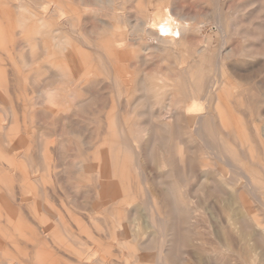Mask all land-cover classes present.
<instances>
[{"label": "rangeland", "instance_id": "374dc122", "mask_svg": "<svg viewBox=\"0 0 264 264\" xmlns=\"http://www.w3.org/2000/svg\"><path fill=\"white\" fill-rule=\"evenodd\" d=\"M33 1H35L36 3L35 2L33 3ZM58 1H64V0H58ZM116 1L125 2L126 4L124 6H121V7H116L115 11H114V9L111 6L110 7L106 6V9L104 7V9L101 10L102 11L101 12V11H98V9L96 8L97 6H95V3H96L95 0H91V1L90 0H68L67 2L70 5H72V12L69 14L68 17L69 18L71 17V20H73V22L70 23V21H69L70 19H68V20L64 19V20L60 21L61 23H63L64 27L61 24H58V26H56L57 29L55 28V32L54 33L62 34V33L65 32L64 34H62L63 37L67 36L70 39V41L73 42L74 45H76L77 47H80V49L83 52H85L87 54H90L94 58H96V56H95L96 55V53H95V51H96L95 50V43H97L99 41V39H100L101 42L105 43L106 41L110 42L111 39H112L111 36H113L118 31L119 32H123L122 35L127 34L128 38L130 39V45H131L130 54L134 58L131 59L132 61L130 60L129 62H127L128 66L121 71V73H123L122 74V78H120L121 81H117L116 83L113 81L114 78H112V77H114V76L116 77V73H114V72H112V70H110V65H109L110 63L106 62V66H107L106 71H104L102 69L100 70V72H99L100 75H101L100 79H97L95 84H92L90 86L91 88H89L88 92H84V93L80 94L79 98H77L76 101L72 102L70 100L72 102V104H70V105H72V109H73V112L72 111L71 112L76 114V116H75L76 117L75 118L76 119V122H75L76 125L75 124H71L72 123L71 121L65 122V123L64 122L56 123L57 122L56 120L44 118L40 114H39L40 116L36 117V119H34L33 121H31V119H29L26 122H22V120H24V118H22L21 119V127H22L21 130H23V127H25L27 125L29 127L30 134L33 135L34 137L37 135L36 133H39L38 136L40 134H42L43 136H46V137L47 136H51L53 134H56V137H57L56 140H58V142H59L58 143L59 145H57V149H56L55 153H50V154L49 153H39V151H35V150H34V152H30L29 153V160L30 161L27 163L26 160L21 159L22 166L28 167L29 163H31L30 164L31 167L40 166V168L37 167L40 170H46V171L47 170H51V175H52V178H53L52 179L53 182H52L51 188L54 189L56 193L60 192L62 194L61 195L59 193L61 195L60 196L58 194H53L52 193L53 196L58 197V198H56V197H52L51 196L53 204H56L59 209L61 207L66 208L69 211V216L70 217L75 218V219H80L81 222H83L84 224L86 223V221L89 222V224H85V225L87 226L88 230H93V228H95V227L91 226V219L88 216L89 213H88L87 210H89V212H90L91 210L88 209V208L89 207L91 208L92 204L95 202V201H93L94 200L93 199L94 198V195H93L94 194V189L91 186V184L94 183L93 180H92V174L94 175V173L97 172L98 169H100L97 166L98 164L97 165L95 164V161H97L98 158L100 157V153H98L96 155V153H94L93 151H92V153H91V151H87V150H84L83 152L78 151L77 148H76V143L73 142V141L76 142V139L72 138V134L70 132L72 130L77 129V130H79V133L80 132L81 133H80V136H75V138L79 137L81 141H88V139L90 137L91 138L94 137L92 139H94L95 142H98V145L102 144L103 142H108V140L113 142L114 140H117V139H120V138L123 139L125 137V135L127 136L128 134L138 135L139 132H140V134H143L141 131H142V129H144V127L147 126V125L146 126H144V125H145V121L148 122V120L144 119L143 117H139V116L135 115L134 113H131V110L129 108H126V105L128 104V102L136 101V100H138L139 98L142 97L141 96L142 95L141 92L138 91V88L140 87L139 85H140V82H141L142 79L145 80L147 78L154 77V79H155L154 80V84H157L156 79H159V78L161 79L163 77L164 78L167 77L168 79H170V82L173 84L175 89L172 92L168 93V94H165V95H163V96H161L159 98L153 99V102H154L153 110L157 114L156 117H158L157 125H163V124L165 125V123L171 122L170 124L173 126V134L178 136L177 134L179 133L180 136H178V137H179L180 140L179 139H175L176 136L174 135L175 138L171 142H169V143L166 142L163 145L162 144L163 142H160V138L165 139L166 138V133L163 132V131H159L157 133L155 132L157 134V136H156V140L157 141H154V138H151L152 134H154V132L147 129L148 130L147 133H146V134H148V135H146L147 139L145 137V139H142V141H141L142 142V149L144 147L143 151H145L144 154L147 157V161L146 160L144 161L143 159H140V160H142L141 162H143V163H140L141 167H143V168L146 167V169H147L146 171H144L145 176L147 177V179H146V177H139L140 178L139 179V181H140L139 183H141V184L136 186V184H138V183L135 182V183L131 184V186H130L131 188H128V190H130V192H132V190H134V192H132L134 194H136L135 192H137V189H138V191H140V192H137V194H138L137 196H139V197L141 196L140 198L135 195V197H137V198H136V200L134 199V202L132 204L125 205V207H122V209L120 207H118V209H121L120 213L124 214V219H126L125 223L126 224L129 223L130 216L132 214L131 211H132V209H136L138 213L140 212L139 213L140 215H138L136 217L137 220L135 221V223L133 221V225L132 226H133V230H135V231L139 230L138 233L134 232V234L136 233L135 235L137 236V238L140 236L139 235L140 233L141 234L143 233V236L145 235L144 237L149 235L148 233H146L147 230L144 231L145 227H146V229L148 228V231H151V232L155 231V230H152L150 228L149 224H148L149 220H148V218L146 216L148 214L146 212H144L145 211V207H143V209H142V212L144 213L145 216L143 215V213H141L140 209H141V206H143V203H144V201L142 200V198L144 197L143 195L146 194V191H147V193L150 192L151 194H152V192H154V193L157 192L158 193V191H159L158 194L159 195L161 194L162 196L161 195L160 196L162 198L165 196L163 198L164 202L162 201V198H161V202H162L161 204L162 205L164 204V208H163L164 211L166 209L165 207H167L168 201L165 200V199H166V197H168V195L166 196V191H167L166 187L157 188L154 185V182L152 181V177L149 179L148 176L155 175V171H153V169L158 164L163 169L165 167H167L164 170L160 169L163 172L166 169H168V168L170 169V166L167 165L168 164V162H167L168 159L167 158L169 157V154L166 153L165 151H167V149H169V147H170V149L173 148V147H175L173 149H176L179 146V149H181V145L183 143V145H185V146L187 145V146H186V149L184 148L185 146L184 147L182 146V148L184 150L181 149V151H183V153L187 157L189 156L188 157V159H189L188 163H189L190 167H188V171H187V174H188L187 175L188 176L187 179H188V181H186V183H185L184 178L181 175V173L183 174V172H182L183 169L181 167H179L180 165H179V162L177 161V159L176 160L173 159V162L175 161L173 163V165L174 166L176 165L174 172H175V174L176 173L179 174V175L176 174L175 176H178V177L180 176L182 179L180 177L178 178V177H175V176H174L175 179L174 178L173 179H174V181H176V183L180 182L178 184L179 186H177L178 191L176 190L177 191L176 194L177 195L178 194H182L181 192L183 191L182 195L185 196V199L181 195L178 198L183 199L184 200L183 201L184 204L185 203L186 204H190V206L192 205L195 208L193 209L194 213L188 214V212H190L192 210V208H191L192 206H191L190 208H187V210L184 213V216L180 215V217L182 219L181 220V224L179 223L180 219H178V218L176 219L177 222H175V223H177V224L175 226V231H174L175 234H176L175 238H178L177 240H182L181 241L182 243L180 241H176L175 240V242H178L177 244L175 243L176 247H177V245H179V244L180 245H179L178 248H176V247H175L176 249L174 248V251L176 253L175 254L172 253V255H173L172 257H171V255L168 256V258L166 259L167 262H165V263H167V264H209V263L210 264H222L223 262H226V264L227 263L231 264L233 262V264H236V261L237 262L239 261L238 264L239 263L242 264V262H244V264H246V262L247 263H251L252 262L251 260H250V262H248L251 257L249 258L248 251H247L248 248L250 249L252 247L249 250V252H251L252 255L253 254L255 255V256L253 255L254 258L253 257L252 258L254 259V261H257V262H255V263L252 262L251 264H262V263L264 264V261L262 262V260L264 259L262 257V255L264 256V236L262 237V235L264 234V231H263L264 227H262V226H264V225H262V224H264V205H262V204H264V88H263L264 87V0H168V1L167 0H116ZM23 2H25V3H23ZM45 2H46L45 0H26V1L25 0H23V1L22 0L21 1L20 0H7V1L6 0H0V28H1L0 32L3 35L7 36L6 39L9 38V40H7V41H13L15 43V45H16V48L18 49L16 51V53H15V56L13 57V60H10V59H8L6 57H4L6 60L4 58H3V60L0 59V68L2 69L4 67L5 68L7 67V69H5V70H7V73L9 72L8 74H6L7 75V79L10 78L8 80H9L10 84H12L11 87L9 85V89H13L14 88V85L16 84V81H17L16 79H18V77L15 74V72L12 71V69H11V67L13 68V70L15 69L14 65H16L21 70V80H22L21 82H22V84L19 85V86L21 88L24 87V88H26L28 90L30 89L29 92L31 90H37V89L43 88V87H46L47 89H57V88L61 87L62 85H64L67 90H69V88H70V86L68 84L64 83V82H57V81L52 82L51 81V76L48 73L49 71L53 70L52 66H51V60L46 58L45 53L43 51H41L42 50V43H43L44 38H45L44 35L47 32H49L43 26L45 24H49L48 23V19L46 20V18H48V16H44V15H47V13L49 11H50V14L55 11V7L54 6H50V5L47 4V2L46 3ZM10 3H12V4H10ZM28 3L31 4V5H29ZM38 3H40V4H38ZM148 3H149V5H148ZM150 3H152V4L150 5ZM159 3L160 4H164L163 6L167 10H169L171 12V14L174 17V19H176L178 22L184 21V23H186L189 26V31L185 35L179 37L180 39L178 38L180 41L178 39H176V40H178V45H176V46L171 45V46H169L167 48L163 47L164 49L159 47L161 45V42L159 40H157L158 37H155L153 35L151 36L148 32H144V33L135 32V33H132L133 32L132 29L134 28L133 25L136 24L141 19H142L141 21H148L147 19L150 17L152 12L154 11L155 4H159ZM22 5H23V9H22ZM38 5L39 6L41 5L40 8L38 7ZM63 5H65V4L64 3L61 4L60 7H63L66 10V8ZM25 6H27V7H25ZM31 6L35 10L38 8V10H36L37 12ZM45 6H46V8H45ZM150 6H152V8ZM18 7H19V9H18ZM24 7L27 8V9H25ZM48 7H50V10L47 11ZM93 8H95V9H93ZM40 9H42L44 11H41ZM26 10H28V11H26ZM148 10H149V13H148ZM5 11H6V13H5ZM61 11L62 10L57 9L58 13L59 12L61 13ZM94 11H96V12H94ZM116 11L121 13V15L119 16L120 18L117 17ZM101 14H103L104 16L101 15ZM106 14H107V16H106ZM3 16H4V19H2ZM6 17L9 20L6 19ZM99 17L101 19H103V21H104L102 24L98 20ZM185 17H187V18H185ZM27 18H28V20H27ZM108 18H109L110 22H109ZM132 18H134V19H132ZM96 21H97V23H96ZM19 22H20L21 26L19 25ZM93 23H94L95 26L93 25ZM111 23H112V25H111ZM27 24L28 25L30 24L29 27L32 26L34 29L36 28L35 29L36 32H35V34L32 37H28L26 40H24V38H23V37H25L24 36V34H25L24 30L27 27ZM37 25L40 27V30L37 27ZM22 27H25V28H22ZM95 27H98V28H95ZM111 27H112V29H111ZM201 27L203 29H201ZM72 30H73V32H72ZM11 31H13V33ZM87 31H88V33H87ZM7 32L8 33L10 32L9 34L12 33L11 34L12 37H11V35H8ZM17 32H18V34H17ZM26 32L28 33L27 29H26ZM93 36H94L95 39L93 38ZM75 37H77V38H75ZM11 38H13V40ZM33 39H36V41H33ZM37 39L40 40V41H38ZM1 40L2 39L0 38V42H1ZM4 41H5V39H4ZM151 42H153V43H151ZM224 42L226 43V46L224 45L225 44ZM39 43H40V45H39ZM86 44H87V46H86ZM146 45L149 48L152 47L154 49V50L150 49V51L148 50L151 53V55H150V53L148 51L143 52L141 50V48L146 47ZM39 46H40L41 49L39 48ZM157 47H159V48H157ZM30 48L32 49V51H30L31 50ZM90 48L91 49L94 48V49L91 50ZM37 49H38V51H37ZM39 49H40L41 52L39 51ZM156 49H158L159 52L156 51ZM93 50H95V51L93 52ZM198 50L201 51L202 53L197 54ZM35 51L37 53L38 52L39 53L37 54ZM163 51H165V53ZM29 52H30V56L28 57ZM221 55H222V57H221ZM138 56H140L141 58H137ZM165 58L167 59V61H166ZM185 59H187L186 62H185ZM44 61H46V62H44ZM152 61H154V62H152ZM217 61L219 62L220 65H218ZM147 65H149V67ZM166 66H167L168 69L166 68ZM217 66L220 67V68H217ZM43 69H44V71H43ZM184 69L186 70L187 73H185ZM235 71L237 73H235ZM36 75H39L38 76L39 79L37 78ZM15 76H16V78H15ZM32 76H35V77H32ZM241 76H242V78H241ZM142 77H144V78H142ZM105 78H106V80H105ZM215 78H217L218 80L217 79L215 80ZM101 79H104L105 83ZM110 79H111V81H110ZM212 79H213V81H212ZM127 80H130V81L128 83H126ZM204 80H206V81L204 82ZM207 80H208V82H207ZM221 80H223V82H226V88L230 91V94L228 96L224 97V99H223V101L226 103L225 105H227V107H228L227 108V112L230 111V113H231V114L227 113L228 117H231L230 119H228L229 128L231 130H235V128H236V131H241V132H244V133L247 134L248 140H249V145H248V141L246 143V141L243 140L244 144L248 145V147L246 149L248 150L249 146L251 145L252 146V153L254 154V157H256V159L257 158L260 159V160L257 159L258 160V161H256L257 164L254 165V166H252L250 164L249 158L247 159V157H244L242 155V151H241L240 146L238 144H234L233 140H231V137H226V136L222 135L223 134L222 133L223 126H222V123L220 124V122H218L220 119H218V120L216 119V118H219L218 117L219 115H218L217 111L215 110L216 106H214L213 101H210L211 103L208 100H206L207 103H206V101H203V102L201 101V104H208L207 108H200V109L196 108L195 109V108L192 107L193 103H191L192 100L189 99L190 96H191V98H195L197 96L198 99L201 96L203 97V95L200 94V89L197 87V86H199L200 83L202 85L206 84V83H207V85H211V84H209V82L210 83H214L215 85H213L212 88L215 90V89H218V87L219 88L221 87L220 86L221 85V82H220ZM11 81H14V82H11ZM123 81H125V82H123ZM107 82L108 83L110 82V83L108 84ZM113 82H114V85L112 84ZM217 83H219V84H217ZM207 85H206V87H207L206 90H209L210 86H207ZM37 86H39V88ZM68 86H69V88H68ZM100 86L102 88H100ZM15 87L17 88V86H15ZM208 87H209V89H208ZM21 91H23V89H21ZM137 91L139 92L140 95L138 94ZM102 92H104V94ZM193 93H195L197 95L194 96ZM11 94L13 95V92H11ZM106 94H108V96ZM248 94H249V97H248ZM12 95H11V99L12 98L14 99V95L13 96ZM113 95H115V96H113ZM92 96H93V98H92ZM21 97H23V95ZM111 97H113V98H111ZM170 97H171V100H170ZM114 98H115V100H114ZM112 99L114 100V102L119 107L116 106L114 104V102H111ZM168 100H170L171 102L168 101ZM35 102H36V104H39V106H41V104H42L41 101H39V103H38V100H36ZM104 102H106L105 105H104ZM182 102H184L185 105L182 104V107H181L180 103H182ZM256 102H257V104H256ZM21 103H22V101H21ZM232 103L235 104V107H234V105ZM164 104H165V106H164ZM188 104H190V105H188ZM108 105H110V106L108 107ZM112 105H113V107H112ZM145 105H147V104H145ZM1 106H2V104H1ZM114 106L116 107V109H115ZM166 106H168V107H166ZM122 108H124V110ZM87 109H89V110H87ZM102 109H103V111H102ZM175 109H176V111H175ZM121 110L123 111L122 113H121ZM212 110L215 111V112H212ZM98 111H99V113H98ZM106 111H107V114H106ZM177 111L179 112L178 113L179 116L175 113ZM180 111L181 112L183 111V113H181ZM95 112L97 114H95ZM172 112H174L176 115L174 113L172 114ZM254 112L255 113L257 112V113L255 114ZM108 113L110 114L109 115V121H110L109 122V126L107 124L103 123V120L105 118H103L101 120V118L107 116ZM116 113H118V114H116ZM164 113H165V115H164ZM213 114H214V116H213ZM227 114H226V116H227ZM78 115L80 116V118H79ZM91 115H93V116H91ZM216 115H217V117H215ZM81 116H83L82 119H81ZM177 116H178V121H177ZM192 116H195L194 118H196V120H198V121L200 119H202L203 125H202V123H200L202 126L199 125V122L191 123L190 120L192 119ZM21 117H22V115H21ZM184 117L186 118L185 120H187V121L183 120ZM77 118H78V120H77ZM172 118H174V119L176 118L175 119L176 122L174 121V119L172 120ZM204 118L206 120H203ZM248 119H249L250 122L248 121ZM181 120H182V123H181ZM213 120H214V122H213ZM97 121H99V122H97ZM206 121H207V124H206ZM210 121H211V123H210ZM27 122L28 123L29 122L30 123L34 122L36 125H38L37 129L33 130V128H31V126H30L32 124H28ZM118 122H119V124H118ZM177 122H178V126H177ZM179 122L181 123V125H180ZM187 122H188V125H186ZM208 122L210 123V125H209ZM217 122L219 123V125H218ZM230 122H232V123H230ZM121 123H122V125H120ZM175 123H176V128H175ZM214 123L216 125H218L219 127L216 126ZM102 124H104L105 127H106L104 129V131H105L104 135H102L103 134V129L102 128H104V125H102ZM116 124L120 125V127H118V125H116ZM233 124L235 125V128L232 126ZM249 124H252V125H249ZM54 125H56L55 128H54ZM72 125L75 126L74 129H73ZM52 126H53V128H52ZM121 126H122L123 129L121 128ZM117 127H118V130H117ZM133 127H135L136 129L134 130ZM232 127H233V129H232ZM41 128H43V129H41ZM108 128H110L112 130L113 134H112V132L110 134L106 133ZM182 128H183V130H182ZM189 128L192 129V130H190ZM238 128L241 129V130H237ZM218 129H220V130H218ZM36 130H37V132H35ZM119 130L121 132H119ZM132 130H133V132H131ZM206 130H207V133L205 132ZM215 130H217V131H215ZM117 131L119 132V134H117L118 133ZM174 131H177L178 133H176ZM195 131H196V133H195ZM198 131H199V133L200 132L204 133L205 136L207 135L206 136L207 139L204 138V140H202L201 137H199V135L197 136V132ZM63 132L64 133L66 132L64 134L65 136H63V134H62ZM84 132H86V133H84ZM211 132L213 133V137H212V133ZM218 133H220V134H218ZM182 134H185V135H183V137H182ZM252 134L254 136H250ZM58 135H59V137H58ZM67 135H68V137H67ZM87 136H89V137H87ZM98 136L100 137V139H99ZM236 136L238 138H241V135L240 136L236 135ZM73 137H74V135H73ZM244 137L245 136H243L242 138L244 139ZM253 137H255V138L253 139ZM199 138L201 140H199ZM61 139L63 140V142H62ZM190 139H192V140H190ZM222 139L226 140V142H227V144H228V146H229L231 151H233L234 153H237L239 155L240 160L242 162V166H243V168H244V170L246 172V175L249 174L252 178H254L255 182L258 184V187L254 189V192H257V197L258 198L254 197V199H253L252 195H249L248 190L243 189L244 185L246 184L245 174H243L244 175V177H243V175H241V173H238V172L234 173L233 170L231 171L230 167L227 165L228 162L224 161V160H227V158L222 156V155L226 154V150H222L223 149V147L221 146ZM252 139H253V141H252ZM66 140H68L67 142H69V143L71 142L70 143L71 146H70L69 143L67 144V142H64ZM100 140L102 142H100ZM156 142H158V143H156ZM172 142H174V143H172ZM192 142H193V144H192ZM213 143H214V145H213ZM31 145H33V143H31ZM206 145H209V147L206 146ZM217 145H218V147H217ZM212 146H215V147H212ZM200 147H201V151H200ZM207 148H209V149H207ZM60 149L62 150V152L61 151L59 152ZM153 149H154V151H153ZM194 149H195V151H194ZM208 150H211V152H213V153H211ZM230 150H229V152H230ZM110 151L113 152L114 150L112 151L110 149ZM163 151L166 154H168V155L165 156V153ZM64 152H66V153H64ZM192 152H193V154H192ZM89 153H91V154H89ZM150 153H152V154L154 153L153 154V155H155L154 159L158 162V164L156 163V161L153 162L152 160H149L150 159L149 156H153ZM216 153L217 154L219 153V154L216 155ZM40 154H41V156H40ZM47 154L49 155V157L47 156ZM86 154H88V155H86ZM95 155H96V157H95ZM204 155L206 157H204ZM219 155L221 156V158H223V159L225 158L223 160L225 163L221 162L222 159L216 158ZM90 156L92 158L91 160H89ZM162 156H164L167 161ZM37 157H38V159H37ZM141 158H142V156H141ZM39 159H40V161H39ZM47 159H48V161H47ZM57 159H58V161H57ZM59 159H61V160H59ZM210 160H212V161L210 162ZM41 161H44V162H41ZM79 161L88 162L91 166L94 164V167H96L95 169H93L91 171L90 175H87L86 180H84L85 185H81L80 184L81 186L78 185V184L80 182H83V181L79 182V180L75 179V177L77 176L76 175V170L77 169H76L75 165L77 163H79ZM164 161H165L166 164L162 166L161 163L164 164ZM33 162H35L36 164H34ZM66 162H67V164H65ZM151 162H153V164ZM42 163H43V165L45 167L42 166ZM151 164H152L153 169L151 167ZM35 165H37V166H35ZM52 165H53V168H52ZM177 165H179V166L177 167ZM64 166H65V169H64ZM174 166H172V167H174ZM213 166H215V168ZM58 167H60V168L58 169ZM71 167H73V168H71ZM212 168L214 169V171H213ZM181 169H182V171H181ZM202 170H203V173H202L203 176H202V174L200 172ZM210 170H212V171H210ZM65 171H66V173H65ZM93 171H94V173H93ZM217 171H218V173H217ZM62 172H63L62 176L64 178L60 175ZM191 172H192V174H191ZM205 172L207 174H205ZM214 172H215V174L213 175ZM151 173H153V174H151ZM197 173H199V175ZM65 174H66V176H64ZM58 175L61 176L62 180L59 178ZM191 175L195 176V177L197 176V179L194 178V177L192 178ZM218 176L220 178H217ZM226 177H228V178H226ZM73 179H74V181H73ZM173 179H172V181H173ZM222 179H223V181L225 179V181L227 183L225 181L223 182ZM56 180H57V182H56ZM230 180H231V182H229ZM54 182L56 184H58V185L54 186V184H55ZM67 182H69V183H67ZM195 182H196V185H195ZM232 182H233V184H231ZM87 184H90V185L88 186ZM143 184H145L146 187ZM77 185H78L79 189L75 188V187H77ZM47 186H50V184H48ZM85 186H88V187H85ZM152 186H153V188H152ZM61 187H63V188H61ZM82 187H83V189H82ZM133 187H135V189H133ZM228 187L229 188L231 187L230 188L231 190ZM142 188L144 189V191L140 190ZM181 188H182V190H181ZM186 188L187 189L190 188V189H188V192L186 191L187 190ZM214 188H215V190H214ZM226 188H227V190H226ZM64 189H65V192L63 191ZM239 189L244 190V192L246 193L245 194V198L247 199L248 204L252 205L253 209L256 210V216H258L257 218L260 217L258 220L259 221H263L261 223V222H258V220H257L258 224L260 223L259 226L255 225L256 227H260L257 230H255L256 229L255 226L254 227L251 226L253 224L247 223L246 226L248 227L249 231H244L242 229V227H240L239 225H238V228H236V230L238 229L239 233L236 232V231H233V230L231 231L229 238L233 237L234 232L238 236V238H235L237 236L234 235V238L236 240L239 239V238H243V237H240L241 233L244 236V240H243L244 242H246V240L250 237V239L247 240V243H248V241H249V244H252L253 242L254 243L252 244V246L250 245L249 247H248V244H246V243L245 244L247 246L243 245L244 244L243 242L241 244L242 239H240V242H239V240H237V242L236 241L234 242V240H235L234 238H233L234 239L233 241L230 240L231 243L229 241H226V240H228V237L225 238L226 236L223 233V230L226 229L225 227H223L225 224L227 226L231 222H232V224L236 223L235 220H237L238 217H244L245 216L244 214L246 212L244 213L243 208H241L242 206H241V203L239 201V197L237 196V194H238L237 191H239ZM49 190H51V189L49 188ZM96 190L99 191V189H96ZM179 190H181V192ZM71 191H73V193ZM82 191H84V192H82ZM160 191H161V193H160ZM184 191H185V193L187 192L186 193L187 197H186V194L184 193ZM204 191L206 192V194H205ZM178 192H180V193H178ZM64 193H65V195L67 197L64 196ZM83 193H84V196H83ZM225 193H227V194L225 195ZM228 193L229 194L231 193V195H233V197H230V195ZM75 194L79 198H76ZM188 194H189V196H188ZM222 194L225 197L226 196L227 197L225 198ZM65 197L68 198V199H65ZM190 197L193 198V199L191 200ZM208 197H209V200H210L209 202H208ZM86 198H88V199H86ZM144 198L146 199V195H145ZM194 199H195L196 203H198L197 205H199V202L201 201V203H202L201 207L200 206L197 207V205L194 203ZM217 199H218V201H217ZM257 199H259V200H257ZM57 200H59L60 204H58ZM140 200L143 201V202H141L142 205L139 202ZM42 201L44 203L48 202L47 199H44ZM55 201H57V202H55ZM187 201H189V202H187ZM191 201H193V202H191ZM202 201L205 202V203H203ZM259 201H260V203H258ZM52 202H50V203H52ZM66 202H68L69 204L66 203ZM70 202L73 203L74 205H72ZM77 202H78V204H77ZM89 202H91V203L89 204ZM211 202H212V204H211ZM261 202H262V204H261ZM136 203L139 204V206H140V207L138 206L139 208L137 207ZM193 203L196 206H194ZM75 204H77V205L75 206ZM203 204H204V206H206V208L203 206ZM232 204H235V206L232 205ZM78 205H81V206H78ZM131 205H132V207L133 206H136V207L131 208ZM218 205H220L221 208ZM237 205L238 206L240 205V206L238 207ZM127 206H129V207H127ZM202 206H203V208H205L203 211H202ZM69 207H70V209H68ZM76 207H77V209H76ZM196 207L197 208H201V209H197ZM223 208H225V209H223ZM228 208H229V211L227 210ZM233 208H235V210ZM237 208H239V209H237ZM195 209H196V211H195ZM207 209H209V210H207ZM222 209L225 210V213H227L226 214V215H228L227 217H232V218H230V219L228 218L229 220H227V218H225L226 217L225 213L223 214L224 211L223 212L221 211ZM199 210H200V212L202 211L204 216L202 215V213H200V214L198 213ZM231 210L234 212V214L231 213L232 212ZM239 210H241L242 212H240ZM72 211H75L76 213L72 212ZM213 211H214V213H213ZM220 211L222 212V216H220ZM226 211H228V212H226ZM239 212L241 213V215H240ZM86 213H88V214H86ZM114 213H115V218H116V215H117L116 209H114ZM114 213H109L108 212V214H107V212L106 213L104 212L103 215L99 216L100 222L98 223V225L99 226L102 225L105 222L104 219H106V220L110 219L111 220V217L114 215ZM196 213H197V215H196ZM141 214L144 217H142ZM82 215L84 216V218L82 217ZM201 215L203 217H201ZM223 215L225 217H223ZM193 216L194 217L195 216H200L199 219H198V217H197V219L201 220V221L196 220ZM206 216H208V217H206ZM233 216H236V217H234V219H233ZM86 217H87L88 220L86 219ZM140 217H142L143 219L142 218L140 219ZM190 217H193L194 219L192 218L193 219L192 220ZM221 217H222V219H221ZM201 218L203 219V221L205 219H208V218L209 219H208V222L206 223L207 220H205V222H203ZM218 219H220V220H218ZM143 220H144V222H143ZM209 220H210V222H209ZM146 221H148V223ZM193 221H195V222H193ZM221 221H222V223H221V226H220L219 223ZM224 222H226V223H224ZM139 223H141L142 226ZM198 223H199V225H197ZM203 223L204 224L206 223V225H208V226H206L207 228H204L205 230L203 228H201L202 226H204ZM136 224H137V226L139 224L140 228L142 227V229L137 227ZM146 224H148L149 227ZM200 224H202V225H200ZM218 224H219V227H218ZM210 225H212V227ZM192 226L195 228V230H197L196 232H195V230H192V229H194V228H192ZM197 226H199L198 229L196 228ZM215 226H216L217 229L215 228ZM177 227L181 230L182 233L179 232L180 230L179 231L177 230L178 229ZM252 227L255 228V229H253ZM200 228L203 229L205 232L200 231L201 230ZM219 228H221V229H219ZM141 230H143V232ZM209 230H210L211 233H209ZM216 230L221 231L220 232L221 234L219 233V231L216 232ZM76 231H75L76 233H79L78 230H76ZM256 231L260 235L257 234ZM177 232H179V235L181 233L183 236L182 237H179V235L177 236ZM232 233H233V235H232ZM201 234H203L204 236L201 235ZM191 235H192V237H189ZM212 235H214V237H212ZM246 235H247V237H246ZM85 236H87V234H85ZM141 236H140V238L143 237V236L142 237ZM156 238L159 239L160 237L157 234H155V239ZM195 238L197 239V241H196ZM245 238H247V239L245 240ZM204 239H206V240L204 241ZM220 240H222L223 242L220 241ZM159 241L155 245L157 247V251L161 250V249L162 250L164 249V244L159 243ZM210 241L211 242L214 241L213 242L214 244L217 243V244H215L217 246V248L215 247V249L218 250V248L220 247L219 251H217V250L214 251V249H213L214 248L213 246H215L214 244L212 245V248H211V244L212 243ZM251 241H253V242H251ZM192 242H193L194 245L192 244ZM202 242L205 245L201 244ZM206 242H208V244ZM224 242H225V245H230L231 247H233V243H234V247L235 248L234 247L231 248V247L228 246L229 248H231L230 251H228L229 252L228 253L226 251V250H229L228 247L224 245L225 247L224 246L223 247L225 249L227 247V249L225 250L221 246V245L224 244ZM220 243H221V245H220ZM254 244H255V246H254ZM208 245H209V247H208ZM238 246H239L238 251H239V249L242 246H244V248L242 247L243 250H241V251H245V252L247 251V253H246L247 256L246 255L244 256L243 254H240V251L239 252L237 251L238 253L237 252L235 253V250L237 249L236 247H238ZM195 247L196 248H200L201 250L196 249ZM253 247L255 248V251H256V249L258 250V251H256V254H255V251H254ZM139 248L140 247H138V246H134L133 250L131 251L132 254H131V252L130 253L127 252V250L123 252L121 249L117 248V263L118 264H120V263L121 264H130L131 261H132V264H137V263L138 264H141V263L142 264H158L156 262L157 257L155 256L154 253H152V252L149 253V252L145 251V249L143 250L142 248H140V249ZM205 248H207V250H210L209 253L212 252L211 254L213 256L217 255L213 259V261L211 260L213 263L210 261V259H212L211 258V254H209V256H208V251ZM208 248H210V249H208ZM245 249H247V250H245ZM120 250L123 253H121ZM191 251H192L193 255L191 254ZM252 251H254V252H252ZM205 252H207V253H205ZM216 252H217V254H215ZM219 252H220V255H219ZM127 253L130 254V255H128ZM223 253H225V255ZM233 253H235L234 259L239 257V258H237V260L235 259L236 261L233 258L232 259L229 258L230 256H232V257L234 256ZM30 254H31V252H30ZM99 254L102 255L103 252H99ZM177 254L179 255V258L183 259L182 261L177 257L178 256ZM123 255H125L126 258H124ZM174 255H176V256H174ZM183 255H185V256H183ZM121 256H123V257H121ZM136 256H137V258H136L137 260L135 259ZM197 256H198V258L194 260V258H196ZM202 256H204V257L208 256L209 257L208 258L209 259V263L207 262L208 260L205 262L204 259L201 258ZM241 256L242 257L244 256L243 258H245V259L243 260ZM259 256L262 257L261 261H260V257ZM227 257H228V262L226 261ZM120 258H122L123 260L120 259ZM198 259H200L201 261L198 262L199 261ZM206 259L207 258H205V260ZM246 259H247V261H245ZM187 260H189V262ZM196 260H198L197 261L198 263L196 262ZM203 261L205 263H203ZM258 261L260 263H258Z\"/></svg>", "mask_w": 264, "mask_h": 264}, {"label": "bare ground", "instance_id": "6f19581e", "mask_svg": "<svg viewBox=\"0 0 264 264\" xmlns=\"http://www.w3.org/2000/svg\"><path fill=\"white\" fill-rule=\"evenodd\" d=\"M7 1V0H6ZM21 1V0H20ZM23 1V0H22ZM26 1V0H25ZM47 2L48 5L50 6H54L55 7V11L52 12L50 14V11L47 13V15H44V16H48V18H46V20L48 19V23L49 24H45L43 25L49 32H47L45 35H44V41L42 43V50L45 55H46V58L50 59L51 60V66H52V69L51 71H47L50 76H51V81L54 82V81H57V82H64L66 84H68L70 86H68L69 90L66 89V87L64 85H62L61 87L57 88V89H47L46 87H43V88H39V86H37L39 89L37 90H31L29 92L28 89L24 88V87H20L19 85L22 84V80H21V70L16 66H15V69L13 70V68L11 67L12 71L15 72V74L17 75L18 79H16V84L14 85V90L13 89H9V85L11 87L12 84H10L9 80L10 78L7 79V67L5 68H0V264H118L117 263V248L121 249L123 252L127 250V252H131L133 250V247L134 246H138L140 248H142L143 250L145 249V251L149 252V253H154L155 256L157 257L156 259V262L158 264H167L165 262L166 259L168 258V256L171 255V257L173 256V254H175L176 252L174 251V248L176 247V244L178 242H175L176 241H182V240H177L178 238H175V226L177 223L176 219H180V224H181V217L180 215L184 216V213L185 211L187 210V208H190V204H184L183 203V199L181 198H178L180 195L182 197H184L185 199V196H183V191L181 192V190H179L182 194H176L178 189H177V186H179L178 184L180 183H176V181H174V176L177 174L179 175L178 173L175 174V166L173 165V159H177V161L179 162V165H177V167H181L183 169H181V171L183 172V174L181 173V175L183 176L184 178V181L186 183V181H188V174H187V171H188V167L189 166V159L188 157L183 153V151H181L182 146L184 147L185 145H181V149H179V146L176 148V149H173L169 147V149H167V151H165L166 153L169 154V157L167 158L168 161L165 159L164 156V159L168 162V166H170V169H166L164 172L162 170L164 169L158 164V162L154 159V156L152 153H150L151 155L153 156H149L150 159L149 160H152L153 162L156 161V163L158 165H154V169L152 167V164L153 162H151V167L153 169V171H155V175H150L148 176L149 179L152 177V181L154 182V185L157 187V188H160V187H166L167 188V191H166V196L168 195V197H166L165 200L168 201L167 203V207H165V211L163 210L164 208V204L162 205L161 203V196L156 192H152V194L149 192L147 193L146 191V199L144 198L145 195H142L144 196L142 198V200L144 201L143 203V206H141V213L142 212V209L143 207H145V211L148 215L147 218L149 220V223L148 221H146L150 228L152 230H155V231H148V228L146 229L145 227V230H147L146 233H148L149 235H147L146 237L143 236V233L139 234L142 238H140V236L137 238V236L134 234V232H137L138 231L136 230H133V221L135 223V221L137 220V216L140 215L136 209H132L131 211V216H130V221L128 224H126V219H124V214L120 213L121 212V209L122 207H125V205H130L134 202V199L136 200L138 194L137 192H140L138 191L137 189V192H135L136 194L132 193L134 192V190H132V192H130V190H128V188H131V184L132 183H135L137 182L138 184H136V186H138L140 181H139V177H146L145 176V173L144 171H146V167H141L140 163H143L141 162L142 160L140 159H143L144 161L146 160L147 161V157L145 156V151L144 150V147L142 149V139H145L147 131L148 130H151L154 132V134H152V137L151 138H154V141H157L156 140V136H157V132L159 131H163L166 133V138L163 139V138H160V142H163L162 144L164 145V143L166 142H171L174 138H175V134H173V126L170 124L171 122H168V123H165V125H157V119L158 117H156V113L155 111L153 110V105H154V102H153V99H156V98H159L165 94H168L170 92H172L175 87L173 86V84L170 82V79H168L167 77H163V78H159V79H156L157 81V84H154V77L152 78H147V79H142L141 82H140V87L138 88V91L141 92V98H139L138 100L136 101H130L128 102V104L126 105V108H129L131 110V113H134L135 115L139 116V117H143L144 119H147V121H145V125L146 127H144V129H142V133L143 134H140V132L138 133V135H132V134H128L127 136L125 135V137L123 139H117V140H114L113 142L112 141H109L108 142H103L102 144H99L98 145V142H95L94 137H90L88 139V141H81L80 138H75V136H80V133H79V130L75 129V130H72L70 133L72 134V138L76 139V142L73 141L74 143H76V148L78 151H81L83 152L84 150H87V151H92L94 153H96V155L98 153H100V157L98 158L97 161H95V164L100 168L97 170V172L94 173V175L92 174V180H93V184H91L92 188L94 189V200L95 201L91 208L89 207L88 209H90L91 211L89 213V218L91 219V226H94L95 228H93V230H88L87 229V226L85 224H89V222H87L86 220V223L84 224L83 222H81L80 219H75V218H72L69 216V211L64 208V207H61L60 209L58 208V206L56 204H53L52 202V199H51V196L52 197H56V196H53V194H58L60 195L59 193H56L54 189L51 188V185H52V175H51V170H40L38 169L37 167L40 168V166H37V167H31L29 163V166L26 167V166H22L21 164V159H24L27 161V163L30 161L29 160V153L30 152H34L35 151H39V153H55L56 149H57V145H59L58 143V140H56V134H53L51 136H43L42 134H40L38 136L39 133H36L37 135L34 137L33 135L30 134L29 132V127L26 125L25 127H23V130H21V119L24 118V120H22V122H26L28 121L29 119H31V121H33L34 119H36V117L38 116H42L44 118H47V119H52V120H56L58 122H69L71 121L70 123L71 124H75L76 122V114L72 113L73 112V109H72V102L73 101H76L77 98H79L80 94L84 93V92H88L89 88H91L90 86L92 84H95V82L97 81V79H100V70H104L106 71V62L110 63V70H112V72L116 73V77H112L114 78L113 81L116 83L117 81H121L120 78H122V74L121 71L123 69H125L128 64L127 62H129L132 58H134L131 54H130V50H131V45H130V39L128 38V35L125 34V35H122L123 32H116L113 36H111V41L110 42H101L100 39L97 43H95V50H93V52L95 51L96 53V58H94L93 56H91L90 54H87L85 52H83L80 47H77L76 45L73 44L72 41H70V39L65 36L63 37L62 34H58V33H54L55 32V28L56 26H58V24H61L63 27V23H61L60 21H62V19L66 18V19H70V23L73 22V20H71V17L69 18V14L72 12V5H70L67 1L68 0H64V1H58V0H45ZM91 1V0H90ZM168 1V0H167ZM17 2V1H16ZM31 2V1H30ZM35 1H33L34 3ZM39 2V1H38ZM45 2V3H46ZM70 2V1H69ZM82 2V1H81ZM95 6H97L96 8L98 9V11H101L104 9H106V6L108 7H112L114 9V11L116 10V7H121V6H124L126 3L125 2H118L116 0H95ZM128 2V1H127ZM149 2V1H148ZM14 3V2H13ZM25 3V2H23ZM36 3V2H35ZM65 4L63 5L66 10L63 8V7H60L61 4ZM71 3V2H70ZM12 4V3H10ZM16 4V3H15ZM29 4V3H28ZM40 4V3H38ZM152 3H150L151 5ZM17 5V4H16ZM31 5V4H29ZM149 5V3H148ZM147 5V6H148ZM164 4H155V8H154V11L152 12V14L150 15V17L147 19L148 21H138L136 24H132L133 25V32L132 33H135V32H148L151 36H155V37H158L157 40H159L161 42V45L159 47H161L162 49L164 48H167L171 45H178V40L180 39L179 37L185 35L188 31H189V26L184 23V21H180L178 22L176 19H174V17L172 16L171 12L169 10H167L164 6ZM36 6V5H35ZM41 6V5H40ZM40 6L38 5V7L40 8ZM44 6V5H43ZM153 6V5H152ZM152 6H150L152 8ZM20 7V6H19ZM18 7V9H19ZM27 7V6H25ZM24 7V8H25ZM32 7V6H31ZM91 7V6H90ZM17 8V7H16ZM33 8V7H32ZM46 8V6H45ZM92 8V7H91ZM22 9H23V5H22ZM27 9V8H25ZM34 9V8H33ZM57 9L59 10H62L61 13L57 12ZM78 9V8H77ZM95 9V8H93ZM123 9V8H122ZM261 9V8H260ZM31 10V9H30ZM35 10V9H34ZM38 10V8L36 9ZM35 10V11H36ZM41 11H44L42 9H40ZM50 10V7L47 8V11ZM65 10V11H64ZM28 11V10H26ZM88 11V10H87ZM120 11V10H119ZM147 11V10H146ZM23 12V11H22ZM37 12V11H36ZM91 12V11H90ZM96 12V11H94ZM102 12V11H101ZM123 12V11H122ZM6 13V11H5ZM10 13V12H9ZM8 13V14H9ZM39 13V12H38ZM66 13V14H65ZM147 13V12H146ZM148 13H149V10H148ZM151 13V12H150ZM128 14V13H127ZM103 15V14H101ZM110 15V14H109ZM116 15L118 18H120L119 16L121 15V13L117 12L116 11ZM36 16V15H35ZM92 16V15H91ZM104 16V15H103ZM107 16V14H106ZM131 16V15H130ZM14 17V16H13ZM80 17V16H79ZM109 17V16H108ZM110 18V17H109ZM108 18V20H109ZM128 18V17H127ZM187 18V17H185ZM4 19V16L3 18ZM6 19H8L6 17ZM19 19V18H18ZM45 19V18H44ZM134 19V18H132ZM9 20V19H8ZM28 20V18H27ZM41 20V19H40ZM98 20L101 22V24L104 22L103 19H101L100 17L98 18ZM129 20V19H128ZM179 20V19H178ZM39 21V20H38ZM37 21V22H38ZM86 21V20H85ZM92 21V20H91ZM134 21V20H133ZM187 21V20H186ZM22 22V21H21ZM31 22V21H30ZM35 22V21H34ZM60 22V23H59ZM93 22V21H92ZM95 22V21H94ZM110 22V20H109ZM128 22V21H127ZM136 22V21H135ZM134 22V23H135ZM5 23V22H4ZM77 23V22H76ZM97 23V21H96ZM114 23V22H113ZM133 23V22H132ZM203 23V22H202ZM13 24V23H12ZM82 24V23H81ZM131 24V23H130ZM200 24V23H199ZM19 25H20V22H19ZM30 25V24H29ZM29 25L27 24V27H22V28H25L24 30V40H26L28 37H32L34 34H35V29L31 26L29 27ZM94 25V23H93ZM108 25V24H107ZM112 25V23H111ZM196 25V24H195ZM21 26V25H20ZM95 26V25H94ZM202 26V25H201ZM37 27L39 28L40 30V27L37 25ZM91 27V26H90ZM77 28V27H76ZM82 28V27H81ZM95 28H98V27H95ZM94 28V29H95ZM103 28V27H102ZM212 28V27H211ZM1 29V28H0ZM26 29L28 30V33L26 32ZM57 29V28H56ZM59 29V28H58ZM88 29V28H87ZM90 29V28H89ZM112 29V27H111ZM194 29V28H193ZM201 29H203L201 27ZM101 30V29H100ZM10 31V30H9ZM63 31V30H62ZM61 31V32H62ZM81 31V30H80ZM89 31V30H88ZM87 31V33H88ZM13 33V31H11ZM19 32V31H18ZM17 32V34H18ZM32 32V33H31ZM38 32V31H37ZM73 32V30H72ZM115 32V31H114ZM127 32V31H126ZM131 32V31H130ZM1 33V32H0ZM10 33V32H9ZM7 32L8 35H11ZM16 33V32H15ZM60 33V32H59ZM121 33V34H120ZM229 33V32H228ZM68 34V33H67ZM147 34V33H146ZM206 34V33H205ZM77 35V34H76ZM86 35V34H85ZM133 35V34H132ZM136 35V34H135ZM195 35V34H194ZM197 36V35H196ZM6 35H3L2 33L0 34V38L2 39L1 42H0V59L3 60L4 57L10 59V60H13V57L15 56V53L16 51L18 50L16 48V45L13 41H7L9 40L6 39ZM12 37V35H11ZM38 37V36H37ZM73 37V36H72ZM87 37V36H86ZM140 37V36H139ZM74 38V37H73ZM77 38V37H75ZM81 38V37H80ZM94 38V36H93ZM179 38V39H178ZM194 38V37H193ZM231 38V37H230ZM5 39V41H4ZM13 40V38H11ZM10 39V40H11ZM95 39V38H94ZM178 39V40H176ZM195 39V38H194ZM38 40V39H37ZM80 40V39H79ZM89 40V39H88ZM140 40V39H139ZM138 40V41H139ZM19 41V40H18ZM33 41H36V39H33ZM40 41V40H38ZM133 41V40H132ZM137 41V40H136ZM149 41V40H148ZM180 41V40H179ZM226 41V40H225ZM84 42V41H83ZM22 43V42H21ZM33 43V42H32ZM136 43V42H135ZM134 43V44H135ZM153 43V42H151ZM225 43V42H224ZM94 44V43H93ZM157 44V43H156ZM232 44V43H231ZM40 45V43H39ZM138 45V44H137ZM223 45V44H222ZM226 46V43L224 44ZM223 45V46H224ZM31 46V45H30ZM87 46V44H86ZM224 46V47H225ZM19 47V46H18ZM23 47V46H22ZM84 47V46H83ZM148 46L146 45V47L144 48H141V50L143 52H146V51H150L151 50H154L152 47L151 48H147ZM154 47V46H153ZM157 47V48H159ZM164 47V48H163ZM40 48V46H39ZM88 48V47H87ZM31 49V48H30ZM29 49V50H30ZM41 49V48H40ZM39 49V51H40ZM91 49V48H90ZM89 49V50H90ZM94 49V48H92ZM91 49V50H92ZM202 49V48H201ZM28 50V51H29ZM36 50V49H35ZM87 50V49H86ZM90 50V51H91ZM225 50V49H224ZM21 51V50H20ZM32 51V49L30 50ZM38 51V49H37ZM40 51V52H41ZM148 51V52H149ZM156 51H158V49H156ZM223 51V50H222ZM230 51V50H229ZM36 52V51H35ZM159 52V51H158ZM165 53V51H163ZM22 53V52H21ZM37 53V52H36ZM39 53V52H38ZM37 53V54H38ZM150 53V52H149ZM148 53V54H149ZM202 53L201 51L198 50V53ZM228 53V52H227ZM181 54V53H180ZM41 55V54H40ZM94 55V54H93ZM151 55V53H150ZM154 55V54H153ZM182 55V54H181ZM30 56V52H29V55L28 57ZM43 56V55H42ZM185 56V55H184ZM222 57V55H221ZM137 58H141L140 56H138ZM232 58V57H231ZM5 59V58H4ZM143 59V58H142ZM166 59V58H165ZM209 59V58H208ZM6 60V59H5ZM18 60V59H17ZM164 60V59H163ZM182 60V59H181ZM187 59H185V62H186ZM206 60V59H205ZM42 61V60H41ZM132 61V60H131ZM167 61V59H166ZM210 61V60H209ZM46 62V61H44ZM154 62V61H152ZM190 62V61H189ZM194 62V61H193ZM218 62V61H217ZM224 62V61H223ZM183 63V62H182ZM127 64V65H126ZM185 64V63H184ZM187 64V63H186ZM5 65V64H4ZM174 65V64H173ZM183 65V64H182ZM218 65L219 62H218ZM227 65V64H226ZM136 66V65H135ZM149 67V65H147ZM181 66V65H180ZM9 67V68H10ZM41 67V66H40ZM48 67V66H47ZM109 67V66H108ZM151 67V66H150ZM169 67V66H168ZM49 68V67H48ZM137 68V67H136ZM167 68V66H166ZM217 68H220L217 66ZM216 68V69H217ZM168 69V68H167ZM173 70V69H172ZM185 70V69H184ZM232 70V69H231ZM44 71V69H43ZM108 71V70H107ZM193 71V70H192ZM6 72V73H5ZM171 72V71H170ZM178 72V71H177ZM206 72V71H205ZM11 73V72H10ZM34 73V72H33ZM111 73V72H110ZM144 73V72H143ZM174 73V72H173ZM185 73L186 70H185ZM235 73H237L235 71ZM36 74V73H35ZM34 74V75H35ZM220 74V73H219ZM239 74V73H238ZM14 75V74H13ZM113 75V74H112ZM244 75V74H243ZM242 75V76H243ZM246 75V74H245ZM37 78L39 75H36ZM104 76V75H103ZM179 76V75H178ZM195 76V75H194ZM241 76V78H242ZM13 77V76H12ZM32 77H35V76H32ZM247 77V76H246ZM16 78V76H15ZM111 78V79H112ZM144 78V77H142ZM218 78V77H217ZM215 78V80L217 79ZM33 79V78H32ZM39 79V78H38ZM56 79V80H55ZM110 79V81H111ZM185 79V78H184ZM206 79V78H205ZM214 79V78H213ZM212 79V81H213ZM14 80V79H13ZM102 81H104V79H101ZM106 80V78H105ZM180 80V79H179ZM218 80V79H217ZM42 81V80H41ZM130 80H127L126 83H128ZM183 81V80H182ZM206 80H204L205 82ZM11 82H14V81H11ZM114 82L112 83L114 85ZM125 82V81H123ZM208 82V80H207ZM221 82V87L218 89H213V85H215L214 83H210L211 85H207L206 84H199V86H197L199 89H200V94L203 95V97L201 96L199 99L197 98V96L195 98H191V96L189 97L191 101V103H193L192 107L193 108H197V109H200V108H207L208 104H201V101H206L208 100L209 102L210 101H213V104L214 106H216L215 110L217 111L218 113V117L219 118H216L217 120L220 119L218 122H220V124L222 123V126H223V130H222V135L223 136H226V137H231V140H233V143L234 144H238L241 148V151H242V155L244 157H247V159L249 158V162L252 166L256 165L258 161L256 157H254V154L252 153V146L250 145L248 150L246 149L249 145V140H248V136L246 133L244 132H241V131H236V128H235V125L233 124L232 126L235 128V130H231L229 128V123H228V119H230L231 117H228V114L227 113H230V111L227 112V105H225L226 103L223 101L224 97L228 96L230 94V91L226 88V82H223V80L220 81ZM43 83V82H42ZM105 83V81H104ZM108 83V82H107ZM106 83V84H107ZM110 83V82H109ZM108 83V84H109ZM45 84V83H44ZM98 84V83H97ZM179 84V83H178ZM219 84V83H217ZM135 85V84H134ZM189 85V84H188ZM207 86H210V89L208 87L209 90H206L207 89ZM17 86V88L15 87ZM104 86V85H103ZM75 88V89H74ZM100 88H102L100 86ZM264 88V87H263ZM21 89H23V91H21ZM115 89V88H114ZM135 89V88H134ZM185 89V88H184ZM75 90V91H74ZM137 91V92H138ZM11 92H13V95H14V99L12 98L11 99ZM114 92V91H113ZM157 92V93H156ZM26 93V94H25ZM29 93V94H28ZM101 93V92H100ZM104 94V92H102ZM89 94V93H88ZM112 94V93H111ZM114 94V93H113ZM139 94V92H138ZM185 94V93H184ZM194 96L197 95L195 93H193ZM12 95V96H13ZM23 95V97H21ZM100 95V94H99ZM108 96V94H106ZM140 95V94H139ZM87 96V95H86ZM105 96V95H104ZM115 96V95H113ZM183 96V95H182ZM106 97V96H105ZM188 97V96H187ZM193 97V96H192ZM248 97H249V94H248ZM93 98V96H92ZM113 98V97H111ZM138 98V97H137ZM173 98V97H172ZM207 98V99H206ZM209 98V99H208ZM91 99V98H90ZM105 99V98H104ZM126 99V98H125ZM211 99V100H210ZM36 100H38V103L39 101H41V106H39V104H36ZM72 102H71V101ZM94 100V99H93ZM113 100V99H112ZM111 102H114V100ZM170 100H171V97H170ZM168 100V101H170ZM249 100V99H248ZM22 101V103H21ZM90 101V100H89ZM118 101V100H117ZM125 101V100H124ZM247 101V100H246ZM87 102V101H86ZM171 102V101H170ZM169 102V103H170ZM234 102V101H233ZM89 103V102H88ZM106 102H104V105H105ZM167 103V102H166ZM207 103V101H206ZM211 103V102H210ZM239 103V102H238ZM81 104V103H80ZM112 104V103H111ZM110 104V105H111ZM114 104L116 106H118L115 102ZM122 104V103H121ZM147 104V105H145ZM182 104H184V102L180 103L181 107H182ZM233 104V103H232ZM231 104V105H232ZM237 104V103H236ZM251 104V103H250ZM257 104V102H256ZM108 105V107L110 106ZM125 105V104H124ZM123 105V106H124ZM171 105V104H170ZM185 105V104H184ZM190 105V104H188ZM234 107H235V104H233ZM80 106V105H79ZM88 106V105H87ZM165 106V104H164ZM237 106V105H236ZM113 107V105H112ZM115 107V106H114ZM119 107V106H118ZM168 107V106H166ZM210 107V106H209ZM80 108V107H79ZM105 108V107H104ZM212 108V107H211ZM116 109V107H115ZM124 110V108H122ZM166 109V108H165ZM209 109V108H208ZM258 109V108H257ZM89 110V109H87ZM86 110V111H87ZM107 110V109H106ZM119 110V109H118ZM128 110V109H127ZM170 110V109H169ZM180 110V109H179ZM186 110V109H185ZM72 111V112H71ZM103 111V109H102ZM129 111V110H128ZM127 111V112H128ZM176 111V109H175ZM235 111V110H234ZM237 111V110H236ZM245 111V110H244ZM123 111L121 110V113ZM158 112V111H157ZM169 112V111H168ZM181 112V111H180ZM212 112H215L212 110ZM87 113V112H86ZM93 113V112H92ZM91 113V114H92ZM99 113V111H98ZM174 112H172L173 114ZM177 115H178V111L175 112ZM174 113V114H175ZM183 113V111L181 112ZM209 113V112H208ZM241 113V112H240ZM255 113V112H254ZM257 113V112H256ZM255 113V114H256ZM40 114V115H39ZM95 114H97L95 112ZM106 114H107V111H106ZM118 114V113H116ZM129 114V113H128ZM159 114V113H158ZM175 114V115H176ZM202 114V113H201ZM227 114V116H226ZM231 114V113H230ZM229 114V115H230ZM250 114V113H249ZM22 115V117H21ZM82 115V114H81ZM109 113L107 116L105 117H100L101 120L103 118H105L103 120V123L107 124L109 126ZM121 115V114H120ZM165 115V113H164ZM174 115V116H175ZM79 116V115H78ZM93 116V115H91ZM122 116V115H121ZM179 116V115H178ZM178 116H177V121H178ZM181 116V115H180ZM207 116V115H206ZM214 116V114H213ZM212 116V117H213ZM83 116H81V119H82ZM117 117V116H116ZM170 117V116H169ZM173 117V116H172ZM195 116H192V119L190 120L191 123H195V122H199V125H201L200 123H202L203 125V121L202 119H200L199 121L196 120V118H194ZM200 117V116H199ZM217 117V115L215 116ZM80 118V116H79ZM98 118V117H97ZM122 118V117H121ZM180 118V117H179ZM183 118V117H182ZM188 118V119H189ZM194 118V119H193ZM116 119V118H115ZM126 119V118H125ZM160 119V118H159ZM174 118H172L173 120ZM176 119V118H175ZM174 119V121H175ZM186 118L184 117V121H187L185 120ZM199 119V118H198ZM213 119V118H212ZM215 119V118H214ZM78 120V118H77ZM86 120V119H85ZM90 120V119H89ZM88 120V121H89ZM180 120V119H179ZM203 120H206L205 118ZM209 120V119H208ZM207 120V121H208ZM239 120V119H238ZM245 120V119H244ZM173 121V122H174ZM207 121H206V124H207ZM247 121V120H246ZM249 121V119H248ZM247 121V122H248ZM40 122V121H39ZM43 122V121H42ZM52 122V121H51ZM78 122V121H77ZM90 122V121H89ZM99 122V121H97ZM96 122V123H97ZM116 122V121H115ZM172 122V123H173ZM176 122V121H175ZM214 122V120H213ZM217 122V123H218ZM250 122V121H249ZM248 122V123H249ZM28 123V122H27ZM49 123V122H48ZM92 123V122H91ZM117 123V122H116ZM147 123V124H146ZM180 123V122H179ZM181 123H182V120H181ZM180 123V125H181ZM184 123V122H183ZM209 123V122H208ZM211 123V121H210ZM209 123V125H210ZM232 123V122H230ZM239 123V122H238ZM23 124V123H22ZM28 124H32L30 125L31 128L34 129H37V126L34 122L32 123H28ZM38 124V123H37ZM41 124V123H40ZM52 124V123H51ZM80 124V123H79ZM101 124V123H100ZM119 124V122H118ZM116 124V125H118ZM215 124V123H214ZM42 125V124H41ZM53 125V124H52ZM76 125V124H75ZM104 125V124H102ZM122 125V123L120 124ZM120 125H118V127H120ZM188 125V122L187 124ZM194 125V124H193ZM198 125V124H197ZM201 125V126H202ZM216 125V124H215ZM219 125V123H218ZM216 125V126H218ZM249 125H252V124H249ZM24 126V125H23ZM56 125H54V128H55ZM73 126V125H72ZM177 126H178V122H177ZM239 126V125H238ZM237 126V127H238ZM41 127V126H40ZM39 127V128H40ZM43 127V126H42ZM47 127V126H46ZM60 127V126H59ZM64 127V126H63ZM75 126H73V129H74ZM80 127V126H79ZM82 127V126H81ZM118 127H117V130H118ZM189 127V126H188ZM192 127V126H191ZM200 127V126H199ZM198 127V128H199ZM204 127V126H203ZM211 127V126H210ZM219 127V126H218ZM221 127V126H220ZM232 127V129H233ZM245 127V126H244ZM247 127V126H246ZM53 128V126H52ZM57 128V127H56ZM102 128V127H101ZM105 125H104V128L103 129V134L104 135V129H105ZM112 128V127H111ZM122 128V126H121ZM138 128V127H137ZM175 128H176V123H175ZM179 128V127H178ZM215 128V127H214ZM43 129V128H41ZM46 129V128H45ZM62 129V128H61ZM87 129V128H86ZM97 129V128H96ZM115 129V128H114ZM123 129V128H122ZM133 129L135 130L136 128L133 127ZM148 129V130H147ZM180 129V128H179ZM190 129V128H189ZM196 129V128H195ZM209 129V128H208ZM221 129V128H220ZM218 129V130H220ZM244 129V128H243ZM49 130V129H48ZM92 130V129H91ZM116 130V129H115ZM175 130V129H174ZM183 130V128H182ZM192 130V129H190ZM237 130H241V129H237ZM51 131V130H50ZM82 131V130H81ZM87 131V130H86ZM185 131V130H184ZM217 131V130H215ZM245 131V130H244ZM253 131V130H252ZM37 132V130L35 131ZM44 132V131H43ZM42 132V133H43ZM52 132V131H51ZM56 132V131H55ZM54 132V133H55ZM59 132V131H58ZM95 132V131H94ZM112 132V130L110 128L107 129L106 133L107 134H110ZM118 132V131H117ZM116 132V133H117ZM119 132H121L119 130ZM119 132L117 134H119ZM124 132V131H123ZM122 132V133H123ZM133 132V130L131 131ZM156 132V133H155ZM176 133H178L177 131H174ZM180 132V131H179ZM207 133V130L205 131ZM255 132V131H254ZM253 132V133H254ZM263 132V131H262ZM57 133V132H56ZM61 133V132H60ZM59 133V134H60ZM66 133V132H65ZM64 132L62 133L63 136H65ZM69 133V134H70ZM86 133V132H84ZM91 133V132H90ZM89 133V134H90ZM105 133V134H106ZM196 133V131H195ZM205 133V134H206ZM210 133V132H209ZM208 133V134H209ZM212 133V132H211ZM221 133V132H220ZM218 133V134H220ZM46 134V133H45ZM58 134V133H57ZM70 134V135H71ZM92 134V133H91ZM113 134V132H112ZM116 134V135H117ZM186 134V133H185ZM185 134H182V137L183 135ZM251 134V133H250ZM255 134V133H254ZM35 135V134H34ZM42 135V136H41ZM48 135V134H47ZM61 135V134H60ZM74 135V137H73ZM82 135V134H81ZM84 135V134H83ZM124 135V134H123ZM163 135V134H162ZM175 135V136H174ZM178 136L179 133L177 134ZM196 135V134H195ZM199 135V137H201L202 140H204V138L207 139V135L205 136L204 133L200 132L199 131L197 132V136ZM217 135V134H216ZM236 135L240 136L241 135V138H238ZM62 136V135H61ZM85 136V135H84ZM83 136V137H84ZM119 136V135H118ZM164 136V135H163ZM176 136L175 139H179V137ZM193 136V135H192ZM209 136V135H208ZM211 136V135H210ZM243 136L244 139L242 138ZM250 136H254L253 134L250 135ZM55 137V138H54ZM59 137V135H58ZM68 137V135H67ZM82 137V136H81ZM89 137V136H87ZM99 137V136H98ZM102 137V136H101ZM149 137V136H148ZM165 137V136H164ZM187 137V136H186ZM212 137H213V133H212ZM61 138V137H60ZM119 138V137H118ZM181 138V137H180ZM211 138V137H210ZM255 137H253L254 139ZM67 139V138H66ZM87 139V138H86ZM100 139V137H99ZM102 139V138H101ZM147 139V137H146ZM182 139V138H181ZM195 139V138H194ZM199 138V140H201ZM252 139V141H253ZM259 139V138H258ZM261 139V138H260ZM62 140V139H61ZM65 140V139H64ZM69 140V139H68ZM68 140L64 141V142H67ZM85 140V139H84ZM180 140V139H179ZM192 140V139H190ZM196 140V139H195ZM248 141V145L247 144H244V141ZM71 141V140H70ZM99 141V140H98ZM218 141V140H217ZM255 141V140H254ZM63 142V140H62ZM100 142H102L100 140ZM99 142V143H100ZM194 142V141H193ZM192 142V144H193ZM31 143H33V145H31ZM69 142H67L68 144ZM71 143V142H70ZM69 143V144H70ZM137 145H136V144ZM158 143V142H156ZM174 143V142H172ZM197 143V142H196ZM209 143V142H208ZM252 143V142H251ZM256 143V142H255ZM254 143V144H255ZM263 143V142H262ZM61 144V143H60ZM66 144V145H67ZM147 144V143H146ZM154 144V143H153ZM152 144V145H153ZM171 144V143H170ZM169 144V145H170ZM199 144V143H198ZM206 144V143H205ZM204 144V145H205ZM216 144V143H215ZM64 145V144H63ZM75 145V144H74ZM166 145V144H165ZM168 145V146H169ZM214 145V143H213ZM62 146V145H61ZM68 146V145H67ZM71 146V144H70ZM187 146V145H186ZM186 146L184 147L186 149ZM201 146V145H200ZM209 147V145H206ZM221 146L223 147L222 150H226V154L225 155H222L224 156L225 158H227V160H224L223 158H221V156L219 155L218 157L216 158H220L222 159L221 162L223 163L224 161H227V165L230 167L231 171L233 170L234 173L238 172V173H241V175L245 174V181H246V184L244 185L243 189L245 190H248V193L249 195H252L253 199L254 197L255 198H258L257 197V192H254V189L258 187V184L255 182L254 178H252L249 174L246 175V172L242 166V162L240 160V157L237 153H234L233 151L230 150L226 140L222 139L221 141ZM220 146V147H221ZM257 146V145H256ZM60 147V146H59ZM75 147V146H74ZM165 147V146H164ZM167 147V146H166ZM212 147H215V146H212ZM218 147V145H217ZM62 148V147H61ZM71 148V147H70ZM73 148V147H72ZM155 148V147H154ZM168 148V147H167ZM203 148V147H202ZM205 148V147H204ZM235 148V147H234ZM110 149L113 151L111 152ZM164 149V148H163ZM198 149V148H197ZM209 149V148H207ZM218 149V148H217ZM220 149V150H221ZM256 149V148H255ZM73 150V149H72ZM184 150V149H183ZM219 150V149H218ZM230 150V152H229ZM62 152V150L60 149L59 152ZM66 151V150H65ZM68 151V150H67ZM143 151V152H142ZM154 151V149H153ZM162 151V150H161ZM163 151V152H164ZM195 151V149H194ZM193 151V152H194ZM200 151H201V147H200ZM206 151V150H205ZM211 152V150H208ZM69 152V151H68ZM164 152V153H165ZM187 152V151H186ZM192 152V154H193ZM66 153V152H64ZM86 153V152H85ZM84 153V154H85ZM89 153V154H91ZM165 153V156L168 155ZM213 153V152H211ZM221 153V152H220ZM37 154V153H36ZM199 154V153H198ZM206 154V153H205ZM215 154V153H214ZM219 154V153H218ZM216 153V155H218ZM38 155V154H37ZM88 155V154H86ZM93 155V154H92ZM95 155V157H96ZM158 155V154H157ZM160 155V154H159ZM164 155V154H163ZM188 155V154H187ZM258 155V154H257ZM39 156V155H38ZM41 156V154H40ZM43 156V155H42ZM47 156L49 157V155L47 154ZM62 156V155H61ZM83 156V155H82ZM142 156V158H141ZM161 156V155H160ZM260 156V155H259ZM53 157V156H52ZM204 157H206L204 155ZM34 158V157H33ZM40 158V157H39ZM61 158V157H60ZM38 159V157H37ZM41 159V158H40ZM39 159V161H40ZM86 159V158H85ZM91 156L89 158V160H91ZM163 159V160H164ZM33 160V159H32ZM44 160V159H43ZM61 160V159H59ZM67 160V159H66ZM160 160V159H159ZM158 160V161H159ZM224 160V161H223ZM260 160V159H259ZM48 161V159H47ZM58 161V159H57ZM65 161V160H64ZM161 161V160H160ZM196 161V160H195ZM212 160H210L211 162ZM41 162H44V161H41ZM163 162V161H162ZM177 162V163H178ZM214 162V161H213ZM262 162V161H261ZM34 164H36L35 162H33ZM52 163V162H51ZM148 163V162H147ZM160 163V162H159ZM196 163V162H195ZM216 163V162H215ZM225 163V162H224ZM67 164V162L65 163ZM93 164V163H92ZM149 164V163H148ZM155 164V163H154ZM162 166L165 165V161H164V164L161 163ZM200 164V163H199ZM28 165V164H27ZM71 165V164H70ZM219 165V164H218ZM226 165V166H227ZM42 166L45 167L42 163ZM67 166V165H66ZM72 166V165H71ZM146 166V165H145ZM174 166V167H172ZM227 166V167H228ZM48 167V166H47ZM76 167V177L75 179L76 180H79L80 181H83V182H78L77 184L78 185H85V182L84 180H86V177L87 175H90L91 171L93 169H95L96 167H94V164L91 166L88 162H84V161H79V163H77L75 165ZM215 168V166H213ZM52 168H53V165H52ZM51 168V169H52ZM60 167H58L59 169ZM73 168V167H71ZM150 168V167H149ZM57 169V170H58ZM64 169H65V166H64ZM63 169V170H64ZM151 169V168H150ZM162 169V170H160ZM213 169V168H212ZM53 170V169H52ZM56 170V171H57ZM191 170V169H190ZM204 170V169H203ZM203 170L200 171L201 174L203 173ZM206 170V169H205ZM216 170V169H215ZM60 171V170H59ZM71 171V170H70ZM75 171V170H74ZM152 171V172H153ZM199 171V170H198ZM197 171V172H198ZM212 171V170H210ZM214 171V169H213ZM260 171V170H259ZM196 172V171H195ZM199 172V173H200ZM209 172V171H208ZM254 172V171H253ZM258 172V171H257ZM59 173V172H58ZM66 173V171H65ZM68 173V172H67ZM137 175H136V174ZM199 173H197L199 175ZM210 173V172H209ZM212 173V172H211ZM218 173V171H217ZM216 173V174H217ZM153 174V173H151ZM192 174V172H191ZM196 174V175H197ZM205 174H207L205 172ZM204 174V175H205ZM215 174V172L213 173V175ZM61 176L63 175V172L60 174ZM75 175V174H74ZM190 175V174H189ZM59 176V175H58ZM61 176H59V178L61 179ZM66 176V174L64 175ZM69 176V175H68ZM67 176V177H68ZM73 176V175H72ZM71 176V177H72ZM192 176V175H191ZM201 176V175H200ZM203 176V174H202ZM220 176V175H219ZM217 177V178H220V177ZM235 176V175H234ZM55 177V176H54ZM63 177V176H62ZM78 177V178H77ZM175 177H178V176H175ZM180 177V176H179ZM178 177V178H179ZM196 178L197 179V176H192V178ZM244 177V175H243ZM64 178V177H63ZM174 178V179H173ZM177 178V179H178ZM181 178V177H180ZM228 178V177H226ZM68 179V178H67ZM147 179V177H146ZM173 179V181H172ZM182 179V178H181ZM199 179V178H198ZM62 180V179H61ZM69 180V179H68ZM72 180V179H71ZM143 180V179H142ZM192 180V179H191ZM221 180V179H220ZM74 181V179H73ZM147 181V180H146ZM180 181V180H179ZM193 181V180H192ZM223 181V179H222ZM225 181V179H224ZM223 181V182H224ZM51 182V183H50ZM57 182V180H56ZM77 182V181H76ZM90 182V181H89ZM152 182V183H153ZM226 182V181H225ZM231 182V180L229 181ZM55 183V182H54ZM69 183V182H67ZM66 183V184H67ZM183 183V182H182ZM227 183V182H226ZM48 184H50V186H47ZM150 184V183H149ZM229 184V183H228ZM227 184V185H228ZM233 184V182L231 183ZM55 185H58V184H54ZM64 185V184H63ZM76 185V184H75ZM74 185V186H75ZM75 187L77 189H79V187ZM80 185V186H81ZM88 186L90 184H87ZM135 185V184H134ZM145 185V184H143ZM195 185H196V182H195ZM200 185V184H199ZM225 185V184H224ZM230 185V184H229ZM62 186V185H61ZM88 186H85V187H88ZM142 186V185H141ZM150 186V185H149ZM209 186V185H208ZM207 186V187H208ZM57 187V186H56ZM68 187V186H67ZM146 187V185H145ZM206 187V186H205ZM49 188L51 190H49ZM54 188V187H53ZM63 188V187H61ZM70 188V187H69ZM91 188V187H90ZM137 188V187H136ZM153 188V186H152ZM179 188V187H178ZM211 188V187H210ZM216 188V187H215ZM214 188V190H215ZM229 188V187H228ZM231 188V187H230ZM229 188V189H230ZM233 188V187H232ZM83 189V187H82ZM85 189V188H84ZM96 189H99V191H97ZM133 189H135V187H133ZM150 189V188H149ZM187 189V188H186ZM190 189V188H188ZM188 189L186 190L188 192ZM196 189V188H195ZM207 189V188H206ZM59 190V189H58ZM140 190H143L144 189H140ZM177 190V191H176ZM185 190V189H184ZM219 190V189H218ZM217 190V191H218ZM227 190V188H226ZM225 190V191H226ZM231 190V189H230ZM233 190V189H232ZM235 190V189H234ZM238 190V189H237ZM65 192V189L63 190ZM195 191V190H194ZM220 191V190H219ZM236 191V190H235ZM242 191V192H241ZM259 191V190H258ZM73 193V191H71ZM84 192V191H82ZM142 192V191H141ZM178 192V193H180ZM186 192V193H187ZM205 192V191H204ZM238 194L237 196L239 197V201L241 203V208H243L244 210V217H238L236 221V223H229V225L226 226V224L223 226L225 227L226 229L223 230V233L225 234V238L228 237V240L226 241H233L235 238H238L237 234H235L234 232V235H236L237 237L234 238V235L232 238H229L230 237V233L231 231H236L239 233L238 229L236 230V228H238V225L240 227H242V229L244 231H249L248 227L246 226L247 223H250V224H253L251 226H259L258 222H263V221H259L258 219L260 218H257L258 216H256V210L253 209L252 205L248 204L247 202V199L245 198V192L244 190H241L239 189V191H237ZM53 193V194H52ZM154 193V194H153ZM161 193V191H160ZM185 193V191H184ZM185 193V194H186ZM221 193V192H220ZM78 194V193H77ZM140 194V193H139ZM194 194V193H193ZM206 194V192H205ZM208 194V193H207ZM227 193H225L226 195ZM229 194V193H228ZM62 195V194H61ZM60 195V196H61ZM68 195V194H67ZM76 195V194H75ZM74 195V196H75ZM135 195L137 197H135ZM196 195V194H195ZM209 195V194H208ZM223 195V194H222ZM230 197H233V195H231V193L229 194ZM248 195V196H249ZM64 196L65 193H64ZM83 196H84V193H83ZM189 196V194H188ZM207 196V195H206ZM224 196V195H223ZM63 197V196H62ZM67 197V196H66ZM65 199H68L66 198ZM141 197V196H140ZM139 197V198H140ZM165 197V196H164ZM163 197V198H164ZM186 197H187V194H186ZM210 197V196H209ZM209 197H208V202L210 201L209 200ZM225 197V196H224ZM227 197V196H226ZM225 197V198H226ZM229 197V196H228ZM58 198V197H56ZM55 198V199H56ZM76 198H79L77 197L76 195ZM163 198H162V201H163ZM189 198V197H188ZM191 198V197H190ZM44 199H47L48 202L44 203L42 200ZM64 199V198H63ZM75 199V198H74ZM88 199V198H86ZM181 199V200H180ZM193 198H191L192 200ZM203 199V198H202ZM201 199V200H202ZM71 200V199H70ZM212 200V199H211ZM216 200V199H215ZM214 200V201H215ZM259 200V199H257ZM58 201V204L59 203V200ZM55 201V202H57ZM69 201V200H68ZM74 201V200H73ZM92 201V202H93ZM143 201H139L140 203L143 202ZM190 201V200H189ZM187 201V202H189ZM204 201V200H203ZM202 201V202H203ZM213 201V202H214ZM218 201V199H217ZM216 201V202H217ZM250 201V200H249ZM52 202V203H50ZM153 202V203H152ZM164 202V201H163ZM193 202V201H191ZM231 202V201H230ZM68 203V202H66ZM71 203V202H70ZM91 202H89L90 204ZM166 203V202H165ZM194 203L197 205L198 203H196L195 199H194ZM193 203V205H194ZM201 201L199 202V205H197V207H201L202 203ZM205 203V202H203ZM260 203V201L258 202ZM65 204V203H64ZM69 204V203H68ZM72 205H74L73 203H71ZM70 204V205H71ZM78 204V202H77ZM75 204V206L77 205ZM82 204V203H81ZM137 204V203H136ZM161 204V205H160ZM208 204V203H207ZM212 204V202H211ZM236 204V203H235ZM235 204H232L235 206ZM262 204V202H261ZM67 205V204H66ZM69 205V206H70ZM84 205V204H83ZM87 205V204H86ZM135 205V204H134ZM142 205V203H141ZM194 205V206H196ZM229 205V204H228ZM264 205V204H262ZM78 206H81V205H78ZM88 206V205H87ZM139 206V204H137V207ZM166 206V205H165ZM204 206V204H203ZM202 206V211L206 208V206H204L205 208H203ZM220 207V205H218ZM223 206V205H222ZM238 206V205H237ZM240 206V205H239ZM238 206V207H239ZM74 207V206H73ZM118 207H120L121 209H118ZM129 207V206H127ZM133 207H136V206H133ZM132 205H131V208H133ZM140 207V206H139ZM138 207V208H139ZM196 207V208H197ZM227 207V206H226ZM263 207V206H262ZM87 208V207H86ZM137 208V209H138ZM192 210L190 212H188V214H191V213H194L193 209L195 207H191ZM217 208V207H216ZM221 208V207H220ZM219 208V209H220ZM258 208V207H257ZM70 209V207L68 208ZM73 209V208H72ZM77 209V207H76ZM114 209H116L117 211V215H116V218H115V213H114ZM130 209V208H129ZM197 209H201V208H197ZM225 209V208H223ZM221 210L223 212V214L225 213V210ZM235 210V208H233ZM239 209V208H237ZM236 209V210H237ZM79 210V209H78ZM209 210V209H207ZM229 211V208L227 209ZM83 211V210H82ZM196 211V209H195ZM202 211L200 212L199 210V214L202 213ZM220 211V216H222V212ZM226 211V212H228ZM232 211V210H231ZM230 211V212H231ZM240 212H242L241 210H239ZM72 212H75V211H72ZM104 212L108 214L109 213H114V215L111 217V220H105V222L102 224V225H98V223L100 222V219H99V216L100 215H103ZM205 212V211H204ZM239 212V213H240ZM76 213V212H75ZM86 213V214H88ZM214 213V211H213ZM231 213L234 214V212L232 211ZM262 213V212H261ZM83 214V213H82ZM85 214V215H86ZM217 214V213H216ZM227 213H225V216L223 215V217L227 218V220H229L230 218L232 217H227L228 215H226ZM229 214V213H228ZM144 215V213H143ZM142 214L141 216L144 217ZM187 215V214H186ZM195 215V214H194ZM197 215V213H196ZM203 215V213H202ZM201 215V217H203ZM241 215V213H240ZM87 216V217H88ZM111 216V215H110ZM109 216V217H110ZM210 216V215H209ZM232 216V215H231ZM82 217L84 218V216L82 215ZM86 217V219H87ZM108 217V216H107ZM140 217V219L142 218ZM180 217V218H179ZM194 217V216H193ZM193 217H190L191 219ZM199 219L200 216H195L194 218L196 220ZM208 217V216H206ZM219 217V216H218ZM234 217L236 216H233V219ZM262 217V216H261ZM146 218V217H145ZM144 218V219H145ZM193 218V219H194ZM210 218V217H209ZM208 218V219H209ZM224 218V219H225ZM229 218V219H228ZM143 219V218H142ZM192 219V220H193ZM202 219V218H201ZM208 219H205L207 220L206 223L208 222ZM222 219V217H221ZM88 220V219H87ZM102 220V219H101ZM195 220V221H196ZM205 220L202 221L205 222ZM220 220V219H218ZM226 220V219H225ZM224 220V221H225ZM258 220V222H257ZM184 221V220H183ZM193 221V222H195ZM198 221H201V220H198ZM141 222V221H140ZM144 222V220H143ZM145 222V223H146ZM197 222V221H196ZM210 222V220H209ZM229 222V221H228ZM202 223V222H201ZM206 223L204 224V226H200L201 228H207L206 226ZM221 223L222 221L219 223L220 226H221ZM226 223V222H224ZM141 225V223H139ZM136 224L137 227L140 228V225ZM148 224H146L148 226ZM210 224V223H209ZM219 224H218V227H219ZM144 225V224H143ZM196 225V224H195ZM194 225V226H195ZM199 225V223L197 224ZM202 225V224H200ZM264 225V224H262ZM142 226V225H141ZM148 226V227H149ZM178 226V225H177ZM212 227V225H210ZM209 226V227H210ZM237 226V227H236ZM255 226V227H256ZM180 227V226H179ZM199 226H197L196 228L198 229ZM252 227V228H253ZM264 227V226H262ZM144 228V227H143ZM178 228V227H177ZM182 228V227H181ZM192 228H194L192 226ZM200 228V229H201ZM216 228V226H215ZM260 227H256L253 228L255 230L259 229ZM74 229V230H73ZM78 230L79 233H76ZM142 229V227L140 228ZM199 229V230H200ZM203 229H201L200 231H203L205 232ZM217 229V228H216ZM221 229V228H219ZM235 229V230H234ZM252 229V230H253ZM178 231L180 230L179 228L177 229ZM192 230H195L192 229ZM212 230V229H211ZM240 230V229H239ZM263 230V229H262ZM76 231V232H75ZM93 231V232H92ZM143 232V230H141ZM140 231V232H141ZM185 231V230H184ZM197 230H195L196 232ZM219 230H216V232H218ZM241 231V230H240ZM264 231V230H263ZM181 232V230L179 231ZM179 232H177V236L179 235ZM194 232V233H195ZM207 232V231H206ZM221 231H219L220 233ZM182 233V232H181ZM180 233L179 237H182L183 235ZM199 233V232H198ZM197 233V234H198ZM209 233L210 230H209ZM257 233V231H256ZM255 233V234H256ZM85 234H87V236H85ZM155 234H157L160 238L159 239H155ZM213 234V233H212ZM215 234V233H214ZM221 234V233H220ZM259 234V233H257ZM256 234V235H257ZM262 234V233H261ZM203 235V234H201ZM206 235V234H205ZM241 236L240 237H243V238H239L237 240H239L240 242V239H242L241 241V244L242 242L244 243L243 245H246L248 244V247L254 243L253 242L252 244H249V241L247 243V240L250 239V237L247 239L245 238L246 242H244V236L242 235V233L240 234ZM260 235V234H259ZM78 236V237H77ZM204 236V235H203ZM216 236V235H215ZM221 236V235H220ZM264 236V234L262 235V237ZM85 239H84V238ZM189 237H192L189 236ZM207 237V236H206ZM212 237H214V235H212ZM217 237V236H216ZM247 237V235H246ZM140 238V239H139ZM200 238V237H199ZM234 238V239H233ZM254 238V237H253ZM192 239V238H191ZM196 239V238H195ZM219 239V238H218ZM160 240V241H159ZM193 240V239H192ZM206 239H204L205 241ZM208 240V239H207ZM237 240L235 239L234 242ZM262 240V239H261ZM161 243V244H164V249L162 250H158L157 251V247L155 246L157 243ZM195 241V240H194ZM197 241V239H196ZM217 241V240H216ZM222 241V240H220ZM211 242V241H210ZM214 242V241H213ZM213 242H211V248H212V245L214 244ZM223 242V241H222ZM221 242V243H222ZM228 242V243H229ZM176 243V244H175ZM182 243V242H181ZM205 243V242H204ZM208 244V242H206ZM220 243V245H221ZM231 243V242H230ZM246 243V244H245ZM193 244V242H192ZM196 244V243H195ZM203 244V242L201 243ZM217 244V243H215ZM214 244V245H215ZM238 244V243H237ZM256 244V243H255ZM254 244V246H255ZM159 245V244H158ZM180 245V244H179ZM179 245H177L176 248L179 247ZM194 245V244H193ZM205 245V244H203ZM202 245V246H203ZM225 242L222 246V248H224L225 246H229L231 247L230 245H225ZM196 246V245H195ZM224 246V247H223ZM247 246V245H246ZM245 246V247H246ZM117 247V248H116ZM200 247V246H199ZM205 247V246H204ZM209 247V245H208ZM214 248V251L217 250L215 249V247L217 248V246H213ZM226 247V249H227ZM229 250H225L228 252L230 251L231 248L234 247V243H233V247L229 248ZM244 248V246H242ZM241 247V248H242ZM247 247V248H248ZM139 248V249H140ZM175 248V249H176ZM194 248V247H193ZM196 248V247H195ZM202 248V247H201ZM220 248V247H219ZM219 248L217 251H219ZM235 248V247H234ZM237 249L235 250V253L238 251V247H236ZM239 249L240 251V254H243L244 256L246 255L247 251H248V256H249V261L250 260L255 263L257 261H254V257L252 255L251 252H249V250L252 248H248L245 249L247 250L246 252L245 251H241L243 250L242 249ZM254 248V247H253ZM257 248V247H256ZM196 249H199L201 250L200 248H196ZM207 250V248H205ZM210 249V248H208ZM120 250V252H121ZM221 250V249H220ZM174 251V252H173ZM182 251V250H181ZM208 251V256L210 252V250H207ZM213 251V250H212ZM232 251V250H231ZM238 251V252H239ZM254 251H255V248H254ZM252 251V252H254ZM256 251H258L256 249ZM256 251H255V254H256ZM31 252V254H30ZM99 252H103V254H99ZM121 252V253H123ZM203 252V251H202ZM233 252V251H232ZM237 252V253H238ZM244 252V253H243ZM143 253V252H142ZM141 253V254H142ZM207 253V252H205ZM229 253V252H228ZM235 253L234 256H228L229 258H233L235 257ZM128 254V253H127ZM132 254V252H131ZM184 254V253H183ZM188 254V253H187ZM191 254H192V251H191ZM217 254V252L215 253ZM222 254V253H221ZM225 255V253H223ZM239 254V255H240ZM250 254V255H249ZM120 255V254H119ZM122 255V254H121ZM130 255V254H128ZM127 255V256H128ZM178 255V254H177ZM193 255V254H192ZM191 255V256H192ZM197 255V254H196ZM219 255H220V252H219ZM223 255V256H224ZM252 255V256H251ZM124 258H126L125 255H123ZM121 256V257H123ZM138 256V255H137ZM137 256L135 257V259L137 258ZM176 256V255H174ZM185 256V255H183ZM204 257L202 256L201 258L204 259V261L209 263V257ZM217 256V255H216ZM215 255L213 256L211 254V258L210 261L216 257ZM222 256V257H223ZM227 256V255H226ZM243 256V257H244ZM247 256V255H246ZM255 256V255H254ZM179 258V255L177 256ZM228 257L226 259V261L228 262ZM242 257V256H241ZM242 259L244 260L245 258ZM253 257V258H252ZM260 257V261H261V258L264 256L262 255L259 256ZM183 258V257H182ZM198 256L195 259H197ZM200 258V257H199ZM205 258H207L205 260ZM239 258V257H237ZM237 258H235L237 260ZM122 259V258H120ZM128 259V258H127ZM181 261L183 259L179 258ZM224 259V258H223ZM222 259V260H223ZM234 259V260H235ZM248 259V258H247ZM247 259L245 261H247ZM123 260V259H122ZM129 260V259H128ZM137 260V259H136ZM140 260V259H139ZM199 260V261H198ZM196 260V262H200L201 260L198 259ZM233 260V261H234ZM235 260V261H236ZM240 260V259H239ZM189 262V260H187ZM203 261V263H205ZM211 261V262H212ZM218 261V260H217ZM231 261V260H230ZM229 261V262H230ZM264 261V259L262 260V262ZM124 262V261H123ZM197 262V263H198ZM232 262V261H231ZM239 262V261H238ZM238 262L236 261V264H238ZM251 262V263H252ZM261 262V263H262ZM125 263V262H124ZM137 263V262H136ZM194 263V262H193ZM213 263V262H212ZM226 264V262H223L222 264ZM251 263H247L246 264H251ZM258 263H260L258 261ZM121 264V263H120ZM132 264V261L131 263ZM138 264V263H137ZM142 264V263H141ZM210 264V263H209ZM228 264V263H227ZM233 264V262L231 263ZM240 264V263H239ZM242 264H244V262H242ZM263 264V263H262Z\"/></svg>", "mask_w": 264, "mask_h": 264}, {"label": "crops", "instance_id": "0c3cea01", "mask_svg": "<svg viewBox=\"0 0 264 264\" xmlns=\"http://www.w3.org/2000/svg\"><path fill=\"white\" fill-rule=\"evenodd\" d=\"M64 19H66V18H64ZM64 19H62V20H64ZM68 20V19H67Z\"/></svg>", "mask_w": 264, "mask_h": 264}]
</instances>
